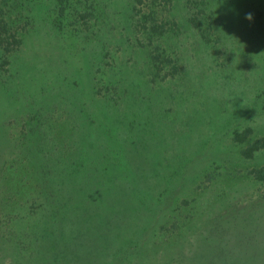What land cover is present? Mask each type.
<instances>
[{"label":"rangeland","instance_id":"374dc122","mask_svg":"<svg viewBox=\"0 0 264 264\" xmlns=\"http://www.w3.org/2000/svg\"><path fill=\"white\" fill-rule=\"evenodd\" d=\"M108 1L0 0V264H264V0Z\"/></svg>","mask_w":264,"mask_h":264},{"label":"trees","instance_id":"16d2710c","mask_svg":"<svg viewBox=\"0 0 264 264\" xmlns=\"http://www.w3.org/2000/svg\"><path fill=\"white\" fill-rule=\"evenodd\" d=\"M56 2H57V4L60 6V7H62V5L63 4H65V3H68V1H71V0H55ZM127 2H125L124 3V5H125V8L123 9V11L126 13V15L129 17V22H128V25H130V26H128V27H131V28H136V25L134 24H132V22L130 21V19H131V16H132V14H133V11H134V3H135V1L134 0H126ZM117 4V0H115V1H113V2H110V0L108 1V6H112V7H115V5ZM80 10H83V15H82V19L86 22V27H91V26H93L94 25V23H89L88 22V20H87V15L90 13H85V11H87V10H91V8L89 9V6H86V4H82V7H81V9ZM117 11H118V9H117ZM113 14H110L109 16H108V18H109V20H108V22L107 23H105V25L106 26H114V19H113ZM97 23V22H96ZM109 27V28H110ZM116 27V26H115ZM108 29V28H107ZM83 34V35H82ZM71 37V36H70ZM104 37V36H103ZM91 37L89 36H87L86 34L84 35V32H82V30L81 31H79V32H75V34L74 35H72V39L69 41V43H70V45L72 46V47H77V46H79V45H81L82 43L83 44H86V45H88V42H90L91 40ZM106 39L104 40V41H101V42H98V43H96V44H94V46H96V49L97 48H101L102 47V44H104V45H106ZM93 43H95L94 41H93Z\"/></svg>","mask_w":264,"mask_h":264},{"label":"clouds","instance_id":"9594fccd","mask_svg":"<svg viewBox=\"0 0 264 264\" xmlns=\"http://www.w3.org/2000/svg\"><path fill=\"white\" fill-rule=\"evenodd\" d=\"M245 18L248 20H251L252 19V13H246Z\"/></svg>","mask_w":264,"mask_h":264}]
</instances>
